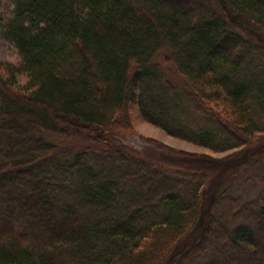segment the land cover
Wrapping results in <instances>:
<instances>
[{
  "label": "trees",
  "instance_id": "16d2710c",
  "mask_svg": "<svg viewBox=\"0 0 264 264\" xmlns=\"http://www.w3.org/2000/svg\"><path fill=\"white\" fill-rule=\"evenodd\" d=\"M12 2L0 264H264V0ZM135 120L241 152L259 193L212 184L191 156L105 145Z\"/></svg>",
  "mask_w": 264,
  "mask_h": 264
},
{
  "label": "rangeland",
  "instance_id": "374dc122",
  "mask_svg": "<svg viewBox=\"0 0 264 264\" xmlns=\"http://www.w3.org/2000/svg\"><path fill=\"white\" fill-rule=\"evenodd\" d=\"M12 12V0H0V26L6 23L11 18ZM241 32L242 34L247 36H250L251 34L248 29H241ZM262 40L264 41V38H262ZM18 60L19 56L16 47L10 41L5 40L0 35V61L18 63ZM133 108L134 105H132V109ZM133 116L134 115H132V118ZM131 127L134 130V133L128 135L114 133L113 135H109V140L105 141V145L112 148L122 149L134 154L143 155L144 153H148L146 155H150L152 158H154V155H158L161 153H163V155L165 156H168L169 158L170 156H173L174 158H187L188 156H191L193 159H195V164L192 166L196 171L206 173L209 177V181L212 184L221 183V181L226 183L232 181V184L236 187L238 183H242V186L240 185L241 187L239 188V190L236 189L235 194L240 195L245 193L247 198H253L259 193L256 184L252 180H250V182L243 180L244 168L242 164H236L239 161L240 157L243 156L241 152L229 151L216 154L208 149L174 138L166 134L163 130L140 120L133 121ZM192 129L195 131L196 128L193 127ZM101 142L102 141H100V143ZM63 146L72 148L74 147L80 150L88 146L96 147L97 145L94 142L88 140L66 142ZM99 148H101V146ZM201 160H203V163L201 162ZM204 161H209V164H204L206 163ZM226 161L229 164H227L226 169H223V163ZM179 165H185V162ZM186 165L190 166V164ZM189 166L186 168L192 169V167L190 168ZM220 169L223 170L220 171ZM148 184L151 186L150 183H147V185L145 184L146 187L148 186ZM219 213L221 214V212ZM215 233L216 232H214V234ZM228 242L229 245L232 244L230 240ZM228 247L226 245L225 248ZM243 252L244 251H238L236 254L241 257L249 256H245V253L243 254ZM260 253L264 255L262 251Z\"/></svg>",
  "mask_w": 264,
  "mask_h": 264
}]
</instances>
